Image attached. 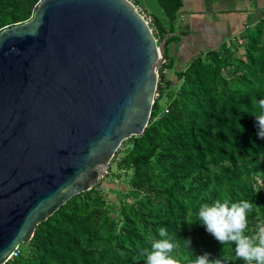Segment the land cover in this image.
<instances>
[{
  "label": "trees",
  "instance_id": "1",
  "mask_svg": "<svg viewBox=\"0 0 264 264\" xmlns=\"http://www.w3.org/2000/svg\"><path fill=\"white\" fill-rule=\"evenodd\" d=\"M39 1L0 0V31L29 19ZM156 1L167 20L155 17L154 34L170 35L146 127L122 141L105 176L41 221L5 264H146L144 250L161 239V227L179 245L177 264H193L204 253L221 264H244L234 245L223 246L206 231L198 211L216 200H248L249 232L264 221V139L252 114L260 111L253 100L264 99L263 22L237 46L193 56L174 71L173 83L165 73L174 67L167 46L178 38L183 0ZM120 176L129 192L114 201L103 182Z\"/></svg>",
  "mask_w": 264,
  "mask_h": 264
},
{
  "label": "water",
  "instance_id": "2",
  "mask_svg": "<svg viewBox=\"0 0 264 264\" xmlns=\"http://www.w3.org/2000/svg\"><path fill=\"white\" fill-rule=\"evenodd\" d=\"M169 35L128 0H40L0 31V264L143 132Z\"/></svg>",
  "mask_w": 264,
  "mask_h": 264
},
{
  "label": "clouds",
  "instance_id": "3",
  "mask_svg": "<svg viewBox=\"0 0 264 264\" xmlns=\"http://www.w3.org/2000/svg\"><path fill=\"white\" fill-rule=\"evenodd\" d=\"M253 104L260 109L252 114L256 117L258 135L264 139V99H254ZM252 210L253 204L248 200L231 204L216 200L212 204L200 205L198 220L223 246L234 245L236 258L244 264H264V221L257 223L255 229L249 232V213ZM158 232L161 239L154 240L151 249L144 250L146 264H177L173 253L179 245L169 236L166 228L161 227ZM191 243V239L185 240L186 247H190ZM209 256L210 253L196 255L193 264H221L219 259L211 260Z\"/></svg>",
  "mask_w": 264,
  "mask_h": 264
},
{
  "label": "crops",
  "instance_id": "4",
  "mask_svg": "<svg viewBox=\"0 0 264 264\" xmlns=\"http://www.w3.org/2000/svg\"><path fill=\"white\" fill-rule=\"evenodd\" d=\"M260 21L264 27V0H183L173 51L179 62L187 63L209 49L237 46Z\"/></svg>",
  "mask_w": 264,
  "mask_h": 264
},
{
  "label": "rangeland",
  "instance_id": "5",
  "mask_svg": "<svg viewBox=\"0 0 264 264\" xmlns=\"http://www.w3.org/2000/svg\"><path fill=\"white\" fill-rule=\"evenodd\" d=\"M133 1L138 3L141 8L147 11V13L152 18V21H154L155 17H157L162 23H164L167 20L166 16L164 15V12L162 11L161 7L159 6L156 0H133ZM151 25L155 26L154 23H152ZM173 45H174V42H170L167 48H168V53L170 57H173L174 59V67L172 69H167L165 73L167 77L169 76L173 79V83H176L177 79L175 77L174 71L180 68H185L188 62L186 63V62L178 61V59L176 58V54L173 51ZM240 51H241V48L237 47L236 54H239ZM161 101L163 104L164 99H162ZM112 170H116V167L113 164H112ZM103 187L105 188V190L109 188L108 193L111 196V199H113L114 201H116L117 194L125 195L126 192H129V185L127 184L126 180H124L123 176L113 178V180L110 181V183L104 181ZM112 208L114 211L118 209V207L114 203L112 204Z\"/></svg>",
  "mask_w": 264,
  "mask_h": 264
},
{
  "label": "built area",
  "instance_id": "6",
  "mask_svg": "<svg viewBox=\"0 0 264 264\" xmlns=\"http://www.w3.org/2000/svg\"><path fill=\"white\" fill-rule=\"evenodd\" d=\"M128 1H130L134 5L135 9L140 13V15L142 16V18H144L145 22L150 26L151 25V22H152V18L150 17V15L145 10H143V8H141L139 5L134 4L133 0H128ZM150 28H151L152 32L154 33L155 30L153 29V27H150ZM157 96H158V92L155 91L154 97L156 98ZM13 253L14 254L11 256V258L14 255H16L17 250H15V252H13Z\"/></svg>",
  "mask_w": 264,
  "mask_h": 264
}]
</instances>
